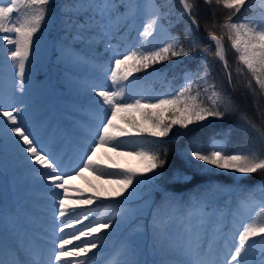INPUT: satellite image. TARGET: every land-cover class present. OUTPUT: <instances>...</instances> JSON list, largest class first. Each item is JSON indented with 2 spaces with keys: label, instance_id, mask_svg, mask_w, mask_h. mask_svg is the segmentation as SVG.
<instances>
[{
  "label": "snow or ice",
  "instance_id": "6c2138e0",
  "mask_svg": "<svg viewBox=\"0 0 264 264\" xmlns=\"http://www.w3.org/2000/svg\"><path fill=\"white\" fill-rule=\"evenodd\" d=\"M203 2L209 7L213 4V0ZM248 2L249 0H215L217 5L228 10L229 14L220 25L226 31L221 35L209 31V44L204 47L197 38L199 22L193 15L194 11H198V6L189 3V0H181L183 14L191 25L187 49L181 45L178 37L169 36L170 42L159 50L140 52L143 38L151 35L150 30L157 29L161 18L158 10L146 12L147 21L143 24V31H139L137 35V40L141 43L132 46V50L121 51V44L112 43L120 32L117 19L123 14V10L135 13L140 9V4L133 3L132 0L127 3L122 0H65L61 9L63 48L79 53L74 57L77 63H88L95 59L90 55L91 50L98 43H103L104 53L109 58L97 66V76L87 86L90 109L87 121L53 136L50 129L31 116V106L24 99L29 93L30 84V75L26 68L31 67L30 58L35 59L38 55L44 29L53 18L52 0H0V55L5 56V62L10 63L14 69L15 78L10 100L15 98L16 93L20 94L15 98V103L9 104L10 110H4L5 105L0 100V142L7 141L15 147L32 179L45 194L43 199L49 205L50 214L48 227L44 230L45 236L50 238L42 241L46 258L38 245L25 242L16 246V256L12 264H89L88 254L98 247H106L99 235L102 229L119 226L122 220L132 214V210L124 209L117 213L119 219L110 216L106 220H89L91 213L81 211L80 206H91L102 197H123L122 200L114 199V203L126 204L139 186L160 176L167 163V159L162 158L159 153L141 150L136 155L147 162L144 172L123 169L110 171L118 168V165L110 155L101 157V149L107 152L110 147V151L117 155H131L132 153L118 152L117 149H122L129 143L136 146L144 143L162 145L167 141H146L144 134L147 133L153 138H164L169 136L174 126L191 131L190 125L210 118L223 120L227 113L236 111L232 99L223 94L226 91L223 80L226 79L228 85L233 84V73L225 56V35L235 50L239 63L251 74L264 93V14L259 19H233L245 9ZM21 8L25 11L21 12ZM14 13H17L15 17ZM212 27L215 28L216 25L213 24ZM193 31L197 36H191ZM213 47L224 70L219 85L211 82L214 70L207 66L205 56L194 70L184 73V83L170 98H165L164 95L153 97L137 90L136 82L139 77H134L133 72L146 70L173 57H191L195 61L194 53L197 49L202 48L204 53H208ZM105 80H110L111 86L105 85ZM193 87L197 88L196 97L191 96ZM201 87L208 94L206 99L210 102V107L203 101L198 102ZM248 87L252 89L251 81ZM152 99L156 102H145ZM221 106L223 111L220 110ZM131 111L141 113L150 122V126H141L135 120H128L131 127H122L116 123L122 112ZM166 111L170 113V118L164 117ZM261 115L264 116V113ZM240 119L247 128L257 133L260 148L232 153L221 142L213 139L207 148H193L184 155L189 160L203 162L202 169L214 166L241 176L264 172V131L257 128L246 114H242ZM261 123L264 125V119ZM164 156H167V149L164 150ZM88 171L98 174V177H119L115 181H109L119 184V190L114 193L102 191L90 183L94 195L73 200L69 197L71 181L76 177L83 178ZM148 173L151 175H147ZM175 179L182 180L184 177L178 173ZM261 185L264 186V181H261ZM126 192L128 195L124 196ZM244 192L250 197L249 190ZM204 193H216L220 196V201L205 196ZM231 194L224 189H201L194 202L185 203L183 198L172 196L166 198L165 204L156 206L154 211L150 209L153 249L160 256L151 264H264V250L258 256L249 258V252L256 243L255 238L264 241V223H248L238 230V236L229 241L224 249L220 252L216 249L217 239L223 236L228 241V237L223 229L212 230L210 226L223 221L227 209L225 197ZM70 203L76 207L70 208ZM259 207L264 209V201L260 202ZM227 215H231V212L228 211ZM84 220H89V223L82 224ZM73 223L82 224V227L66 232V228H70ZM103 235L107 236L109 233L105 232ZM81 237L89 239L73 244L74 240L80 241ZM69 245L72 246L71 249L66 248ZM0 264L9 262L0 257ZM116 264L149 262L117 260Z\"/></svg>",
  "mask_w": 264,
  "mask_h": 264
},
{
  "label": "trees",
  "instance_id": "16d2710c",
  "mask_svg": "<svg viewBox=\"0 0 264 264\" xmlns=\"http://www.w3.org/2000/svg\"><path fill=\"white\" fill-rule=\"evenodd\" d=\"M156 1L169 20L170 31L179 35L181 45L187 49L189 43L188 33L191 25L187 16L183 14L184 10L181 0ZM64 3L65 0H52L51 3V8L54 10V24L49 34L54 42L55 48L47 68V75L49 82L58 91L60 102L67 99H76L80 101V103L74 106L72 111L68 113V126L72 128L73 125H79L82 119L89 118L90 109L88 107L87 86L94 82L98 72L97 66L103 64L109 57L104 53V44L98 43L90 52V55L95 58L91 62H76L71 65L63 59L59 48L63 47L61 43V37L63 35V14L61 9ZM189 3H194L198 6V11L193 12V15L199 22V34L197 38L201 45L207 47L209 44L207 39L209 31H214L217 35H221L222 32L226 31L222 29L220 25L224 23L226 16L229 14L228 10L222 5H217L215 0H213V4L210 7L206 5L203 0H189ZM261 14H264V0H249L245 9H242L241 13L233 19L234 21L237 19L246 20L249 18L259 19ZM213 24L216 25L215 28L212 27ZM125 30L126 27L120 28L119 34L112 40L113 44H121L123 46L124 36L122 33L125 32ZM191 36H197V34L193 31ZM127 37L132 41V44L127 48L128 50H132V46L141 43L135 37L134 31L127 32ZM142 43L143 47L139 48L140 52H147L149 49L159 50V48L164 46L161 43H157L154 46L146 44L144 41ZM224 47L229 69L233 73V84L228 85L227 80H223L224 88L226 89L223 94L232 99L236 111L227 113L223 120L210 118L207 121L190 125L189 128L191 131L188 129H181L179 126H174L168 137L153 138L147 133L144 134V139L146 141H151L153 139H163L167 141V143L162 145H152L150 143L143 144L147 151L159 153L162 158H166L167 163L160 176H156L151 182L142 185V197L133 201L136 206V213L123 225L117 245L118 247L123 246V249L131 254L139 252L149 264L160 258L159 254L153 249L150 209L154 211L156 206L165 204L167 197L175 196L178 199L183 198L185 203H187L189 201L194 202L196 195L201 193V189H224L232 193L225 197L228 208L231 204H239L242 200L249 198L244 190L250 191L258 187L263 193L261 195V201H264V186L261 185V181H264V172L258 171L250 176H241L229 170L217 169L214 166H208L202 169L203 162L196 161L195 159L189 160L188 157L184 155L193 148H207L209 142L216 137L224 138L226 141L225 149L232 153H236L240 150L247 152L250 148L258 149L261 146L257 133L247 128L245 122L241 121L240 117L242 114H246L257 128L264 131V125L261 123L262 119H264V116L261 115L264 113V93L261 92L251 74L239 63L237 54L235 50L232 49L231 43L226 35L224 37ZM84 51L88 50L84 49ZM194 55L196 56L195 61H193L191 57H173L163 63H157L146 70L141 69V71L133 73L146 76L151 71L160 70L161 79L147 78L143 82L146 84L147 88L149 86L157 88L155 97L164 95L165 98H170L171 94L178 90L184 83V73L187 70H194L195 66L201 63L206 56L207 66L214 70L211 82L219 85L222 82L221 78L224 76V70L222 62L219 61L215 55V48L213 47L208 53H204L202 48H200L196 50ZM105 67H107V65H105ZM237 69H240V71L238 72ZM249 81L252 83V89L255 90L254 92L248 87ZM217 90H219V88ZM199 92L200 96L198 97V102L203 101L206 106L210 107L211 104L206 99L208 94L204 93L203 87L199 89ZM196 95L197 88L193 87L191 96L196 97ZM155 102V99L149 100V103ZM220 110L223 111L222 106ZM119 116L126 121L135 120L144 127L150 126V122L139 112H122ZM164 117L166 119L170 118V113L167 111L164 112ZM3 145L4 142H0L1 155L4 151ZM165 149H167L166 157L164 156ZM105 153L112 156L114 160L116 159V155L110 152L109 149L107 152L105 150ZM106 154L100 153L99 155L103 157ZM105 166L107 167V164ZM178 173L182 174L184 179L176 180L175 176ZM108 178L109 176L107 175L98 177V174L88 171L83 178L80 177L75 181L74 179L71 181L69 186V197L76 200L93 196L94 192L90 187V183L95 184L100 190L106 191ZM44 195L40 187L37 186L34 190H28L23 197V208L21 213L35 219V240L50 238L46 237L44 234V230L48 227L47 222L50 219L49 205L44 201ZM203 195L214 197L217 201H220V196L216 193H204ZM104 201L105 197H102L100 201H95L93 205L80 206V209L81 211L90 212L91 215L89 216V220H93L101 212V208L104 207ZM30 207L33 209H30ZM69 207H76V205L70 203ZM226 210L227 209H225V211ZM32 211H34L35 216L32 215ZM228 216L226 212L220 228L223 229L224 227L229 232V235H231L238 230V224L234 223L233 220L225 221ZM89 220H84L82 224H88ZM261 223H264V209H261V213L256 220V224L259 225ZM82 224L73 223L71 227L66 228L65 231L70 232L72 229H79L82 227ZM215 229L216 228H212V230ZM105 232L106 231H101L99 234L103 238L102 243L106 245V247H102V249H107L115 242V237L111 233L104 236L103 234ZM87 239L89 238L81 237L80 241L74 240L73 244L82 243ZM67 247L68 246H66V248ZM260 252L261 251L256 252L253 257L258 256ZM0 256L5 260L10 258L11 261H13L16 254L14 250H11L9 245L3 243L0 244ZM117 260L122 261L117 258L115 264ZM10 264H12V262ZM91 264L95 263L93 262Z\"/></svg>",
  "mask_w": 264,
  "mask_h": 264
},
{
  "label": "rangeland",
  "instance_id": "374dc122",
  "mask_svg": "<svg viewBox=\"0 0 264 264\" xmlns=\"http://www.w3.org/2000/svg\"><path fill=\"white\" fill-rule=\"evenodd\" d=\"M122 2L127 3L128 0H122ZM133 3H138L141 5L140 9L135 13H130L127 10H123V14L118 17L117 24L119 28L126 27L125 32L122 33L124 36L123 46L121 51L127 49L132 41L127 37V32L134 31L135 37L137 38L138 32L143 31V24L147 21L146 12L151 10H158L161 14V18L158 21L157 29L151 31V35L145 36L143 41L146 44L152 46L157 43H161L165 46L169 41V36L178 37L179 35L173 33L169 29V20L166 18L165 13L160 9L156 0H132ZM25 11L24 8H21V12ZM17 13H14L15 17ZM54 24V19L49 21L48 27L44 29L43 38L40 41L39 52L36 55L35 59L30 58L31 67L30 69L26 68V71L30 75V84H29V93L27 96H24L25 101L31 106V116L35 119H38L44 124V126L50 129V134L57 136L62 133L65 129V119L63 115L68 118V113L72 111V108L80 103L76 99H67L62 101L59 108L57 107V89L49 82L47 75V68L50 63L53 50L55 48L54 42L50 36V30ZM8 35V34H4ZM11 48L12 46H6ZM62 53L63 59L68 64H75L76 61L74 57L79 53L74 52L72 49H64L63 47L59 48ZM134 77H139V80L136 82V88L138 91H142L145 94L155 97L157 88L153 86L146 87V84L143 82L147 78L151 79H161V71L154 70L149 72L146 76H140L133 73ZM14 69L10 66V63L5 62V56L0 55V100L3 101L5 107L4 110H10L9 104L15 103V98L20 96L19 93L15 94V98L10 100V96L13 93L14 89ZM132 79V77H130ZM105 85L111 86L110 80L104 81ZM149 102V101H145ZM17 106H19L17 104ZM138 113L137 111H131ZM88 119V118H87ZM87 119H82L81 124H84ZM116 123L122 127H131L128 124V121L118 116ZM127 139V138H125ZM216 141H219L223 144L224 148L226 147V141L222 137H216ZM4 151L2 155L0 154V244L7 243L14 248L16 251V246L23 245L25 242L38 245L42 251V255L46 258V250L42 240H35L34 238V228H36L33 217L28 215L21 214L23 197L28 190H34L37 188V184L32 179L31 173L25 167V162L20 158L19 153L15 147L7 141H4ZM145 149L144 145L136 146L133 143H129L128 146L117 149L118 152L123 153H132L131 155H117L115 152H112L116 155V165L118 168L111 169V171H117L120 169L144 172L147 162L136 155V152ZM110 150V147H109ZM145 151H147L145 149ZM111 152V151H110ZM100 153H105V149H101ZM147 175H151L148 173ZM80 177L74 179L77 180ZM154 178V177H153ZM119 179L116 176H109L107 182V192H115L119 190L120 185L116 183H110L109 181H115ZM141 186L137 188V192L129 198V201L126 204L120 205L114 203V199L122 200L120 198H110L105 197L104 207L101 208V212L96 216L95 220H106L110 216H116L117 213L122 212L124 209H131L132 214L129 215L126 219L122 220L119 226L109 229H102L111 233L115 237V242L109 246L107 249L97 248L93 249L92 253H89L90 261L89 264H115L117 258L122 261L130 260H145L139 252L134 254L129 253L124 247H118L117 241L123 225L127 223L136 213V206L133 203L134 200L141 198ZM131 191V188L129 189ZM251 196L248 199L242 200L239 204H231L226 212L230 211L231 215L227 217L226 220H233L234 223L238 224V230H241L248 223H256L258 219L261 208L259 204L261 202V195L263 194L261 189L254 188L250 190ZM128 193H124V196H127ZM30 209H33L30 207ZM32 215L35 216L34 211ZM119 219V216H116ZM224 221V220H223ZM220 223H214L210 228L221 229ZM224 232L227 234L228 241H225L223 236L219 237L216 241V249L220 252L227 246V243L231 241L234 237L238 236V230L229 235L227 229L223 227ZM227 231V232H226ZM15 239L13 240L12 238ZM255 246L249 252V258H252L254 254L258 251L264 249V241L255 238ZM72 246L67 248L71 249ZM155 251V250H154ZM156 252V251H155ZM93 253H97L93 255ZM157 253V252H156Z\"/></svg>",
  "mask_w": 264,
  "mask_h": 264
},
{
  "label": "bare ground",
  "instance_id": "6f19581e",
  "mask_svg": "<svg viewBox=\"0 0 264 264\" xmlns=\"http://www.w3.org/2000/svg\"><path fill=\"white\" fill-rule=\"evenodd\" d=\"M143 149V148H142ZM145 151V149H143Z\"/></svg>",
  "mask_w": 264,
  "mask_h": 264
}]
</instances>
